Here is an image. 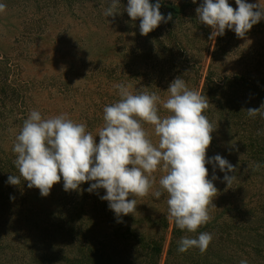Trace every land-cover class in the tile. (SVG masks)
<instances>
[{"label": "trees", "instance_id": "1", "mask_svg": "<svg viewBox=\"0 0 264 264\" xmlns=\"http://www.w3.org/2000/svg\"><path fill=\"white\" fill-rule=\"evenodd\" d=\"M71 1L25 0L23 10L34 17L50 5L72 7ZM81 1H101L105 8L111 2ZM156 2L149 0L150 4ZM119 4L116 16L124 17L122 21L131 20L124 11L127 0H119ZM160 4L159 11L165 17L171 13L172 18L148 35L164 49L125 52L119 65L111 69L104 65L97 74L106 75L114 83H124L133 94L155 92L161 102L169 96L170 83L180 77L189 89L208 98L209 107L202 114L216 129L211 133L206 159L221 155L235 166L237 176L227 187L221 182L224 173L216 168L214 174L220 179L213 181L218 192L213 197L215 208L209 211L212 220L197 233L178 229L168 219V194L163 192L159 199L152 194L160 189L159 179L165 174L159 167L153 173L152 189L146 196L136 197V211L120 217L121 222H117L108 202L100 199L106 190L87 191L94 182L82 183L79 190L65 191L61 178L41 203L35 199L39 189H29L22 177L21 184L9 185V175L20 176L12 149L33 109L32 95L39 86L23 78L13 58L0 54V264H240L242 259L248 264H264V118L258 114L253 119L246 112L264 104V55L253 63L249 55L227 49L228 40L223 39L229 33L226 31L215 37L211 50V33L195 12L199 5L165 0ZM182 25L195 32L190 43L185 41L182 29L179 31ZM164 40H170L175 49H166ZM185 44L189 49L184 48ZM209 50L211 61L205 67L202 56ZM230 53L245 66V72L224 74L215 69L220 59ZM114 94L108 105L119 99ZM157 106L161 117L170 114L162 103ZM89 121L86 132L94 130L93 121ZM141 123L144 130L154 129ZM148 138L153 144L159 139L155 134ZM257 163L261 167L253 170ZM205 167L210 179L213 166ZM10 196L14 199L10 200ZM200 232L213 235L206 253L200 254L198 249L177 251L182 237L195 238Z\"/></svg>", "mask_w": 264, "mask_h": 264}, {"label": "clouds", "instance_id": "2", "mask_svg": "<svg viewBox=\"0 0 264 264\" xmlns=\"http://www.w3.org/2000/svg\"><path fill=\"white\" fill-rule=\"evenodd\" d=\"M235 4L234 10L228 0H203L196 7L199 22L212 29L210 40L223 36L226 29L243 39L253 25L264 19V6L260 3L235 0ZM160 7V0L155 4L149 0H127L124 11L133 21L140 18V34L147 35L172 18L171 13L165 17ZM5 9L6 4L0 3V13ZM119 12V0H111L103 15L114 18ZM114 87L119 99L103 109L98 143L91 132H86L85 123H74L67 114L42 119L39 111L32 110L12 149L20 176L9 175L6 182L16 186L22 177L28 182L27 187L39 189L42 197H47L61 178L65 191L79 190L82 183L94 182L87 191L106 190L100 199L108 202L117 222H121L120 217L136 211V197H144L152 189L153 173L159 167L165 174L159 179L160 189L152 194L159 199L166 192L168 219L182 231L197 233L198 228L212 220L209 211L210 207L215 208L213 197L218 192L213 181L220 179L214 174L216 168L224 173L221 182L227 187L237 179L235 166L226 158L217 154L206 159L211 133L216 129L202 114L209 107L208 98L189 89L180 77L170 83L169 96L163 102L155 92L133 94L124 83ZM158 103L170 114L161 117ZM262 108L264 104L246 112L253 119L258 114L264 118ZM141 122L154 127L158 144L148 138ZM206 164L213 166L210 179ZM260 167L257 163L253 170ZM130 196L133 198L128 199ZM212 239L209 232H200L195 238L186 235L179 240L177 251L198 249L204 254ZM240 264L248 262L242 259Z\"/></svg>", "mask_w": 264, "mask_h": 264}, {"label": "rangeland", "instance_id": "3", "mask_svg": "<svg viewBox=\"0 0 264 264\" xmlns=\"http://www.w3.org/2000/svg\"><path fill=\"white\" fill-rule=\"evenodd\" d=\"M24 1L0 0L6 4L5 12L0 13V54L13 58L20 65L23 78L39 86L32 95V110L39 111L42 119L67 114L74 123L88 126V121H93L91 133L94 131L92 135L98 143V126L102 128L104 123L103 109L110 103L114 92L118 94L114 85L121 82L114 83L106 75L100 76L97 69L104 65L109 69L119 65L125 52L131 54L154 49L160 52L164 47L150 35L140 34V19L122 21L124 17H105L106 8L101 1L84 3L72 0V7L50 5L49 9L39 11L41 14L34 17L23 10ZM202 2L196 0L193 4ZM246 2L264 6V0ZM102 3L104 7L100 5ZM228 3L236 9L235 0H228ZM32 6L35 8L34 4ZM181 29L185 41L190 43L195 32L187 25L180 26L179 31ZM208 29L211 33L210 26ZM225 31L229 32L223 37L224 41L228 40L227 49L249 55L253 63L260 61L264 55V19L253 25L243 39L237 38L232 30ZM163 43L166 49L173 47L170 40ZM185 45L184 48L189 49ZM214 45L215 38L209 42V49H214ZM211 50L203 53L205 67L211 61ZM244 67L230 53L220 59L215 69L225 74L245 72ZM145 131L148 136L155 134L153 128ZM158 141L155 139L154 145ZM46 198L37 195L35 199L41 203Z\"/></svg>", "mask_w": 264, "mask_h": 264}]
</instances>
